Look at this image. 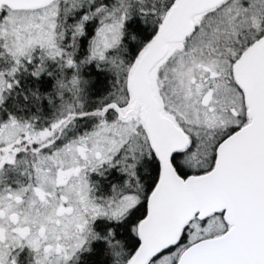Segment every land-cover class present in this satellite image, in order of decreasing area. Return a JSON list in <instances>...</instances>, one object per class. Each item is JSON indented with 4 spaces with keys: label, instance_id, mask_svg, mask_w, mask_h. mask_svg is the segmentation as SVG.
<instances>
[{
    "label": "snow or ice",
    "instance_id": "1",
    "mask_svg": "<svg viewBox=\"0 0 264 264\" xmlns=\"http://www.w3.org/2000/svg\"><path fill=\"white\" fill-rule=\"evenodd\" d=\"M0 264H264V0H0Z\"/></svg>",
    "mask_w": 264,
    "mask_h": 264
}]
</instances>
